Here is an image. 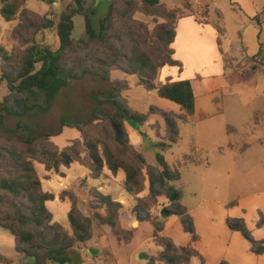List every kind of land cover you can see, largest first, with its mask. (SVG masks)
Returning a JSON list of instances; mask_svg holds the SVG:
<instances>
[{
	"label": "rangeland",
	"instance_id": "rangeland-1",
	"mask_svg": "<svg viewBox=\"0 0 264 264\" xmlns=\"http://www.w3.org/2000/svg\"><path fill=\"white\" fill-rule=\"evenodd\" d=\"M111 1L83 0L84 10L94 13L92 18L96 28L99 21L108 14ZM161 1L171 9H183V11L178 10L179 12L192 11L199 18L204 16L203 13L208 16L210 12L208 20L212 24L217 19L216 12L223 16L222 25L226 31L222 38L223 53L217 44V30L212 24L196 30L184 24L179 27L177 25L173 48L182 65L181 73L177 67H168L161 70L158 78L160 82H164L163 80L170 76L189 78L188 80L193 83L198 105L207 117L196 114L194 122H179L177 125L179 140L176 144L168 140L167 125L159 113L152 114L143 125L135 124L131 120H118L111 125L112 134L133 144L145 160L158 169H161V160L170 166L177 161L182 163V158L189 153L192 146L204 149L208 163L181 169V181H173L169 184L175 187L178 194L181 191V202L191 212L194 228L200 237L196 249L206 258L207 264L223 262L264 264V254L258 255L245 235L231 229L227 224L228 217L243 219L251 238L255 241H263L264 224L260 225L262 218L258 210L264 216V209H256L254 207L256 200L249 199L246 201V210L242 206L231 211L226 210L225 203L241 191L237 189V183L232 182L229 174L235 160L232 156H223L218 152L220 148H226L228 145L226 127L229 124L244 127L241 134L234 138L233 146L237 149L251 142L254 135L264 139V131H258L264 130V115L258 116L254 122L255 113L264 114V70L260 72L258 68L257 71L254 70L252 68L254 62L247 59L242 52L243 48L251 51L256 45V38L252 32L255 31L257 23L252 22L254 17H251L245 9L248 5L256 3L258 12H261L264 8V0ZM70 6H73V0H57L53 5L32 0L21 9L14 21L6 22L1 16L0 5V114L4 117L5 125L10 129H15L21 124L34 135L53 134L51 140L60 149L72 145L73 141L81 137L77 129L63 127L64 120L75 122L94 120L97 109L110 116H116V107L103 100L104 94L112 89L111 83L87 74L81 79H71L68 86L63 88L54 100L48 102L38 91L34 93L11 91L6 76L10 74V78L18 82L19 74L22 72L20 66L33 44L49 47L53 51L60 48L57 25L61 14ZM124 10L121 14L127 23L130 20H139L147 22L150 30L154 28L151 20L143 14L127 13ZM44 17L53 20L54 28L35 34L33 25H38ZM74 23L72 38L77 43L84 36L85 17L76 16ZM133 28L134 24L124 26L122 38L125 44L130 43L126 35L128 30ZM260 42L264 51V34ZM68 58L70 57L67 55ZM68 63L72 67V63ZM39 68L40 65H37V69ZM254 72H259L255 78L248 82L243 81L248 74ZM224 73L226 76L219 75ZM112 78L118 81L128 79L131 90L124 92L122 96L128 99V109L131 114L134 112L146 114L151 108H159L166 111L174 110L177 116L183 117V112L181 109L178 110L174 102L159 97L156 91H147L138 86L136 77L125 78L124 75L116 72L112 74ZM216 98L219 100L218 105L214 101ZM219 110L223 113L220 114ZM94 125L97 126L99 123L95 122ZM101 126L86 128V131L97 133ZM4 145L3 139L0 138V147ZM9 149L7 147L4 149L5 157L27 158L20 143L16 149L12 151ZM34 166L45 191L56 195V200L47 204L54 215V222H58L69 234H72L68 220L72 195L77 200L79 211L89 219L92 238L87 242L74 244L69 252L72 258L69 264H149L152 260L158 259L162 251L153 240L155 228L152 222L154 221L164 223L163 234L174 243L186 245L191 240V235L184 228L182 220L175 215L163 217L164 211L169 212L175 208L169 198L160 197L158 204L150 211V216L142 211L135 212L136 202L122 186L124 179L122 171L110 181L106 179V170L99 179H94L90 170L79 163L72 164L70 168L62 167L58 174L46 171L44 165L36 161ZM155 174L157 176L156 172ZM179 184H182L183 188L178 189ZM95 187L124 205L117 228L120 229L119 239L128 237L129 232L133 233L130 243L119 241L113 230L96 216L97 213L105 215V211L93 208L96 202H93L95 198L92 190ZM146 187L145 192L149 193V179ZM156 188L160 189L159 186ZM64 192L66 199L63 201L59 196ZM145 192L142 195L146 196ZM257 199L264 207V196ZM136 221L138 223L134 225ZM142 252L149 255L148 260L139 259ZM0 264H35L34 258L17 252L15 238L2 228H0ZM190 264L201 263L197 259H192Z\"/></svg>",
	"mask_w": 264,
	"mask_h": 264
},
{
	"label": "trees",
	"instance_id": "trees-1",
	"mask_svg": "<svg viewBox=\"0 0 264 264\" xmlns=\"http://www.w3.org/2000/svg\"><path fill=\"white\" fill-rule=\"evenodd\" d=\"M32 0H0L1 16L6 22L14 21L21 9ZM47 5H53L57 0H39ZM127 13L139 12L149 18L154 24L150 30L149 24L144 21L123 19L122 11ZM181 8H169L161 0H112L109 12L99 21L96 28L93 24V12H86L83 0H73V6L66 9L60 16L57 25V36L60 48L56 51L49 47L33 44L28 50V56L23 59L20 66L18 82L6 76L8 88L18 93L43 94L48 102L56 98L59 92L68 86L71 79H81L92 74L101 80L111 83L103 100L116 107V116L105 114L100 109L95 112V119L87 122L63 121V127L77 129L81 133L80 139L73 141L72 145L60 149L51 138L50 133L32 134L24 125L15 129L8 128L4 117L0 114V138L5 145L0 147V228L9 231L15 238L16 250L26 257L35 259V264H69L71 262L70 250L75 243L91 240L92 234L87 219L78 209L74 195L70 197L71 209L68 220L72 234H69L62 225L54 222V215L48 208V203L56 200V195L45 191L43 182L38 175L34 162L44 165L48 172L59 173L62 167L70 168L72 164L79 163L99 179L108 169L114 176L124 172L123 188L128 195L136 201L135 212L150 211L158 204L160 197H172L170 182L181 179L180 170L198 162L197 155L202 162L207 163L201 151L192 148L185 155L182 163L170 166L161 160V169L151 166L137 148L130 142L123 141L120 136H113L111 125L118 120H131L135 124L143 125L152 114L159 113L167 125L168 140L176 144L179 140L178 123L192 121L196 108V96L190 80L173 82L166 79L158 81L160 72L165 67H178L181 73L182 65L175 59V50L172 47L175 39L177 21L187 12H179ZM189 14H193L192 11ZM78 15L85 17L84 36L77 41L72 38L75 27L74 18ZM255 20L260 24L259 16ZM134 24L128 30L129 44H125L122 33L125 25ZM218 32V46L222 52V37L224 29L213 23ZM35 27V34L54 28V22L44 17ZM263 49L259 53L262 54ZM67 55L68 58L67 59ZM248 59V58H247ZM69 60V61H68ZM254 63V70H264L263 59L256 57L249 59ZM72 63V67L69 63ZM37 65L40 68L37 69ZM121 73L125 78L134 76L137 85L147 91H156L159 97L167 99L178 105L183 117L177 116L173 111L151 108L146 114L140 112L130 113L128 99L123 97L124 92L130 91L128 79L113 80V73ZM258 72V73H259ZM258 73H251L243 81L253 79ZM102 125L99 132L86 131V128H96L94 124ZM227 135L233 138L228 149L221 148L219 152L234 150L238 154L246 151L251 142L235 148L234 138L240 135L241 130L227 126ZM18 143L23 145L27 158H7L3 155L4 149H16ZM40 155V157H38ZM195 159V160H194ZM201 162V161H200ZM157 173V176L155 174ZM150 180L149 193L141 196L147 189L146 182ZM157 186L160 187L157 190ZM94 209L104 210L105 215L97 213L100 221L110 227L119 241L130 243L133 233L128 237L120 238V229L117 225L124 205L113 200L110 195L102 193L96 187L92 190ZM178 194V193H177ZM60 199H66V192L60 194ZM175 207L170 215L182 220L184 228L190 233L191 241L188 245H177L163 234L164 223L152 222L154 225L153 240L162 248L159 258L149 264L162 262L165 264H190L197 259L201 264H207L205 257L196 249L195 244L200 240L194 225L193 217L185 206L177 201H171ZM238 205L237 200L227 203V208ZM260 225L264 224V216ZM150 220V219H147ZM231 229L241 232L251 242L252 249L258 254H264V240L255 241L251 238L243 219H227ZM222 264H226L223 262Z\"/></svg>",
	"mask_w": 264,
	"mask_h": 264
},
{
	"label": "crops",
	"instance_id": "crops-1",
	"mask_svg": "<svg viewBox=\"0 0 264 264\" xmlns=\"http://www.w3.org/2000/svg\"><path fill=\"white\" fill-rule=\"evenodd\" d=\"M209 1V0H208ZM202 7H200L201 9ZM211 9V8H210ZM189 11V10H187ZM245 11L251 16V17H254L252 22L253 21H256L255 20V17L256 16H259L260 18V24L256 21L257 23V26L255 27V31L253 30L252 32V35L256 38V45L254 48H252L251 51H247L246 48H243V55L248 58V59H251L253 57H256L257 59L261 60L263 59L264 61V51H262V54L261 56L259 57V53L261 52V42L262 41V35L264 34V8L261 12H258V6L256 3H252L250 5H248V8L245 9ZM207 12V11H206ZM190 12H187V14L180 18L178 21H177V25L178 27L181 25V24H184V26H188L194 30L196 29H199V28H204L210 24H212L208 19V17L210 16V12L208 14V16H206L204 13H203V17L202 18H199L198 16H196V13L195 14H189ZM193 13V12H192ZM217 14V19L213 21V23H218L223 29V25H222V21H223V16L221 13H218L216 12ZM200 15H201V12H200ZM201 17V16H200ZM185 20V21H183ZM183 22H187V23H183ZM189 22V23H188ZM176 25V27H177ZM213 25V24H212ZM214 26V25H213ZM215 29V28H214ZM225 31V29H224ZM217 32V31H216ZM226 32V31H225ZM225 32H224V36H225ZM217 35H218V32H217ZM223 36V37H224ZM219 37V35H218ZM222 37V38H223ZM212 38V37H211ZM218 39V38H217ZM222 40V39H221ZM264 43V42H263ZM262 43V44H263ZM222 46V45H221ZM172 47H174V43L172 44ZM174 49V48H173ZM175 50V49H174ZM223 52V51H222ZM175 59L176 60H180L178 55H177V52L175 50ZM242 57V56H240ZM255 63V62H254ZM227 67V65H226ZM165 68H168L165 67ZM165 68H163L162 70H164ZM171 68V67H169ZM178 68V67H177ZM180 73V72H179ZM219 75H224L226 76V73L224 74H219ZM223 77V76H221ZM255 78V77H254ZM165 79H171L173 82H176V81H181V80H188L189 78H172L171 76L169 78H165ZM165 79L163 81H165ZM200 80V78H198ZM252 80V79H251ZM250 81V80H249ZM242 82V81H240ZM245 82H248V81H245ZM193 84V83H192ZM194 89V88H193ZM195 92V90H194ZM196 96V94H195ZM215 103L218 105L219 104V100L216 98L215 100ZM178 106V105H177ZM180 109V107L178 106V110ZM168 111H173V112H176L174 110H168ZM219 113L222 114L223 112L221 110H219ZM196 114H202L203 117H207V115L205 114V112H203V110L199 107L198 105V98L196 97V108H195V114L194 116L192 117V121L191 122H194V117L196 116ZM260 115H264L260 112H257L254 114V122L256 120V118ZM187 123H190V122H187ZM230 126H233V127H236V128H239V129H244V127H240V126H236V125H231L229 124ZM227 125V126H229ZM227 128V127H226ZM258 131H264L263 129L261 130H258ZM257 131V132H258ZM226 134H227V130H226ZM228 145L225 149H228V146L230 145L231 141H233V138H231L230 136H228ZM252 144L250 145V147L244 151L243 153H240L238 154L236 151L234 150H227L225 153L221 154L219 152L220 155H223V156H232V158L235 160V163H233V166L230 170V177L232 179V182H236L237 183V189L240 190L241 192L235 194L234 198H232L230 201H233V200H237L238 201V205L233 207V208H230L228 209L227 208V203L230 202H226L225 203V208L227 211H231V210H234L238 207H243V209H247L246 207V201L249 200V199H252V200H256L255 202V208L256 209H264V207L262 206L263 204H261V201L257 198H260L261 196H264V139L262 138H257L255 137V135L253 136V141L251 142ZM196 148L197 150L201 151L202 153H200L199 155H202L203 158L207 157L206 156V153H204V149L200 148V147H195V146H192V148ZM221 149V148H220ZM191 151V150H190ZM189 151V153H190ZM187 153V154H189ZM185 154V155H187ZM184 158V157H183ZM182 158V159H183ZM197 160L198 162H194L192 164H189L188 166H200V165H206L207 163H204L202 162V157L200 158V156L197 155ZM201 161V162H200ZM178 163V161H177ZM176 163V164H177ZM174 164V165H176ZM172 165V166H174ZM186 166V167H188ZM184 167V168H186ZM106 179H109L111 181V179H114V175L108 170L106 169ZM107 174H110L107 175ZM119 174V173H118ZM112 176V178H111ZM105 177V176H104ZM235 180H234V179ZM124 179H125V174H124ZM123 179V181H124ZM122 181V183H123ZM181 179L177 182H180ZM123 186V184H122ZM180 187L179 188H183L182 184H179ZM172 187V186H171ZM174 187V186H173ZM101 189V188H100ZM103 192V191H101ZM104 193V192H103ZM105 194V193H104ZM146 195H148V192H145ZM130 196V195H129ZM141 196H144V195H141ZM178 196H180V203L185 206L182 202H181V191L180 193L178 194ZM131 197V196H130ZM133 198V197H131ZM164 198V197H162ZM161 198V199H162ZM134 199V198H133ZM114 200V199H113ZM136 202V201H135ZM186 207V206H185ZM187 208V207H186ZM187 210L189 211V209L187 208ZM189 213L191 214V212L189 211ZM258 213H262L261 211L258 210ZM229 218V217H228ZM138 223L137 221L134 223V225ZM198 234V233H197ZM191 241V240H190ZM200 241V240H199ZM198 241V242H199ZM197 242V243H198ZM190 242H188L189 244ZM197 243L195 244V246H197ZM176 244V243H175ZM186 244V245H188ZM179 245V244H177ZM185 246V245H183ZM206 259V258H205ZM207 262V260H206ZM191 263V262H190Z\"/></svg>",
	"mask_w": 264,
	"mask_h": 264
},
{
	"label": "water",
	"instance_id": "water-1",
	"mask_svg": "<svg viewBox=\"0 0 264 264\" xmlns=\"http://www.w3.org/2000/svg\"><path fill=\"white\" fill-rule=\"evenodd\" d=\"M170 189H171V192L173 194L172 197L170 198V201H177L178 200V194H177V191H176L175 187L172 186ZM162 215H163V217H167V216L170 215V213L167 212V211H164ZM139 259L140 260H148L149 259V255L147 253H145V252H142L139 255Z\"/></svg>",
	"mask_w": 264,
	"mask_h": 264
}]
</instances>
